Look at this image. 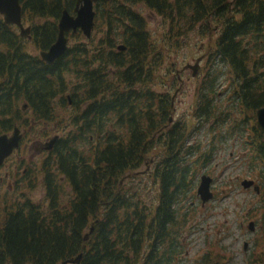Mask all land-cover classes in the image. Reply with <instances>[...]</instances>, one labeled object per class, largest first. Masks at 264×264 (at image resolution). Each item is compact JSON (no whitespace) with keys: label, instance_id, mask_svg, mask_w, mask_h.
I'll list each match as a JSON object with an SVG mask.
<instances>
[{"label":"trees","instance_id":"16d2710c","mask_svg":"<svg viewBox=\"0 0 264 264\" xmlns=\"http://www.w3.org/2000/svg\"><path fill=\"white\" fill-rule=\"evenodd\" d=\"M19 1L31 40L0 18V135L15 126L26 132L40 125L61 130L62 137L43 165L47 203L0 200V264H60L79 255V264H175L180 260L181 234L198 209L187 203L196 191L197 172L205 170L208 175L212 150L186 148L183 134L175 142L174 137H166L162 130L169 119L170 96L153 88L156 68L170 43L178 42L176 37L197 24L200 34L209 38L216 32L209 27L219 25L214 56L231 72L232 97L221 112L216 91L219 75L210 69L196 93L193 116L198 123H214L210 131H227L226 136L222 133L225 138L249 140L252 162L248 161L260 167L255 185L259 184L264 199V136L256 130L252 140L243 134L251 115L264 106V0L105 2L110 15L98 11L103 20L95 27L102 36L98 44L90 49L91 39L89 44L71 46L51 65L27 47L46 51L56 39L63 10L71 12L75 0ZM124 2L129 6L144 3L165 17L170 25L166 34L154 41L144 16L126 8ZM175 16L178 20H173ZM119 45L124 51H117ZM57 108L68 111L67 116L59 120ZM186 125L179 129L185 130ZM155 156L160 159L154 162L150 185L140 181L134 189H125L124 183L133 182L139 173L135 172ZM191 162L193 169L187 166ZM52 167L56 176L54 171L50 174ZM57 175L72 192L64 208L58 202L62 188ZM250 212L258 218L256 225L262 232L255 239L253 250L259 253L255 263L264 264V200L252 204ZM223 258L210 259L206 254L203 261L229 264Z\"/></svg>","mask_w":264,"mask_h":264},{"label":"rangeland","instance_id":"374dc122","mask_svg":"<svg viewBox=\"0 0 264 264\" xmlns=\"http://www.w3.org/2000/svg\"><path fill=\"white\" fill-rule=\"evenodd\" d=\"M133 11L135 14H141V16L145 17L147 23L146 29L154 41H159L161 36L166 34L167 27L170 25L165 17H161L140 5L136 6V9ZM209 28L212 30L214 25H211ZM200 31L201 26L197 24L191 31L186 30V33L176 37L174 41L178 42L170 43V48L165 53L164 59L159 62L156 68L158 74L155 90L157 92L168 93L171 96L172 94L174 95L177 87L180 89V94L176 96L173 104L175 110L173 117L175 119H190L192 117V113L197 106L196 93L202 87L203 83H205L206 73L212 68L211 65L214 66L216 74L220 75L222 80L216 87L221 98L220 111H223V105L231 101L230 98L232 96L226 94L227 90H230L227 86L231 83V79L229 78L231 72L228 67L224 66L212 56V52H215L214 40L217 38L218 32L210 34L207 30L206 33L211 35L209 38L207 34H203L202 36ZM202 31H205V29ZM97 33L96 30L92 33L91 39L94 40L93 45H96L97 41L102 38ZM74 38L69 43V47L81 43L89 44L90 42V40L85 41L83 37L81 38V35H77ZM27 48L30 53H34L31 45ZM158 50L159 52L162 51L161 49ZM199 56H203V60L200 62L199 76L197 78H191V70L182 71L183 67L187 64L193 65L195 59ZM176 70L182 71V73L180 75V81L177 80L174 82L175 78H177ZM173 83H177L174 90L169 88ZM56 112L59 120L62 117H66L68 113V111H62L61 108H57ZM232 117H236V115H232ZM194 124L195 122L188 121V125ZM58 134L62 135V132ZM53 136V133L45 132L43 126L40 125L34 126L31 133L27 134V137L22 142L25 149L21 153L13 155L8 160V164L5 165L6 170L0 174V177H3L5 172H13L16 168V163L21 157L23 158L25 163L18 170V173L16 175L10 173L9 178L0 183L1 202L9 203L18 199L23 201L27 198L34 204L45 205L47 203V193H45L44 185L41 181L42 173L38 169H40L41 163L47 159L48 155L45 150H40L41 144L37 143L48 142ZM224 136L216 134L215 132L211 133L210 142L213 143L214 141L219 147L222 146V151L210 164L211 176L215 180L211 184L214 199L207 203V207H203V209L200 208L201 203L196 200V197L187 203L188 205L192 203L191 206H197L198 209L195 211L194 217L189 220V225L186 226L181 234V239L184 241V249L179 254L180 260L175 264H206L203 261L206 254L210 255V259H214L216 256L220 258L224 257L223 261H227L229 264H247V260L249 264H257L255 263L256 260L254 257H257L259 253H256V250H253V248L255 246V239L262 237V232L259 229L257 230V225H255L256 229H254V232H250L247 229L249 221H258L257 217L250 215L252 212L249 213L252 203H256V200L253 199L252 189L244 190L240 182L243 179L254 180L256 178L255 174L260 167L252 168L250 166V161L252 162V160L244 154L248 153V149L243 148L242 145L235 141L237 136H234L233 139L230 137L227 140L222 138ZM234 144L236 146H233ZM202 145L205 146V144ZM197 156L195 155L192 158L195 159ZM154 162L156 163V161ZM155 163L148 167L144 164L141 169L135 172L139 173L133 182L129 183L127 181L124 183L125 189H134L140 181L149 186L151 179L150 173ZM24 169L29 171L36 169L34 174L38 179L28 185L24 182L25 180H22ZM16 177H19V181H15ZM65 184L61 181L62 192L58 202H61L62 208L67 206L68 198L72 195L71 189L67 188ZM31 185H33V188L27 189ZM151 191L155 192L154 189H151ZM149 198L150 195L146 197L147 200ZM245 242L248 243L246 249L243 246ZM210 262L212 263V261Z\"/></svg>","mask_w":264,"mask_h":264},{"label":"water","instance_id":"95a60500","mask_svg":"<svg viewBox=\"0 0 264 264\" xmlns=\"http://www.w3.org/2000/svg\"><path fill=\"white\" fill-rule=\"evenodd\" d=\"M94 2H96V0H79L78 6H80H77L74 9L75 16L69 15L66 11L62 13L61 18L58 21V35L55 42L47 51L40 52L39 54L42 61L47 64H52L55 60L66 53L68 49V38L65 35L70 32L71 35H74L79 29L83 35L89 38L93 29L94 13L92 5ZM0 15L4 24L17 27L20 30V35L22 37L28 36V29H24L21 23V8L19 0H0ZM123 48V46L118 47L119 50H123ZM200 60L201 58L197 59L194 66H188L192 70L193 77H195L198 72V63ZM256 116L257 126L261 133L264 134V108L259 109ZM20 139L21 134L17 127H14L10 135H0V166L11 154L13 149L18 147ZM53 141L54 140H52V142ZM45 149L48 150L49 147H46ZM210 182L211 180L208 177H202L197 189V195L200 197L202 205L210 201L213 197L209 190ZM241 185L244 189H247L250 188L252 182L244 181ZM255 190L258 191V188H255ZM253 226V223H249L248 230L252 231ZM80 259L81 255L73 260L63 261L60 264H78Z\"/></svg>","mask_w":264,"mask_h":264},{"label":"flooded vegetation","instance_id":"af4514ba","mask_svg":"<svg viewBox=\"0 0 264 264\" xmlns=\"http://www.w3.org/2000/svg\"><path fill=\"white\" fill-rule=\"evenodd\" d=\"M102 1V0H101ZM99 2V1H98ZM119 2H121V3H123L122 1H119ZM106 4V3H105ZM131 4V3H130ZM138 5H140V6H142V7H146V5L143 3V4H139V3H134V4H131V6H129L127 3H125L124 2V6L126 7V8H128V9H132V10H135L136 9V6H138ZM78 6V0H76L75 2H74V7L73 8H76ZM80 6V5H79ZM78 6V7H79ZM135 6V7H134ZM94 11L96 12L95 13V19H94V23H95V26L96 25H98L100 22H102L103 23V20H101V19H99V16H100V14H99V12L98 11H102L103 13H105V14H108V16L110 15V12H109V9L107 8V6H104V3H102V2H99V3H96V4H94ZM69 12V11H68ZM70 14L72 13V12H69ZM112 15V14H111ZM139 15V14H138ZM113 16V15H112ZM112 18V17H111ZM113 19H115V20H117V22L118 23H122L123 21H122V19H120V18H118V17H114ZM143 19H145V17L143 18ZM173 20H178V18L175 16V18L173 19ZM221 25V24H220ZM218 26L219 25H217V27H214V31H216V32H218ZM97 44H98V41H97ZM96 44V45H97ZM96 45H93V43H91V44H89L88 46L90 47V49H93ZM82 67V66H81ZM185 71V70H184ZM107 74H110V72L108 71V70H106L105 71ZM181 73H182V71H178V70H176V77H177V80L178 81H180V75H181ZM111 75V74H110ZM82 76V75H81ZM80 80V79H79ZM176 82V81H175ZM176 85H177V83H173L169 88L170 89H173L174 90V88H176ZM180 86V85H179ZM156 87H154L153 89H155ZM179 87H177L176 89H175V93H174V95L172 94L171 95V97H170V107H171V110L169 111V119H168V122L166 123V125H165V129L164 130H162L163 132H165V134H167V136L166 137H174V139H173V141L175 142L176 141V137L178 136V135H181V134H183L184 135V141H185V147L186 148H196V146H198L199 147V149L201 150V151H203V153H204V151L205 152H209L210 150H212V154H211V156L210 157H212L211 158V160H212V162L218 157L217 155L218 154H220V152L222 151V146L221 147H219L218 145H216L215 144V142L213 141V143L212 142H210L211 141V133H213L214 131L213 130H211L210 131V128L211 127H214V123H210V121H204V122H201V123H198V121L195 119L196 118V116H193L194 114H195V112H196V109H197V106L195 107V111L192 113V117L190 118V119H184V118H180V119H175L174 117H173V113L175 112V110H174V107H173V104H174V100H176V96H178L179 94H180V89H178ZM162 95L163 94H165V93H161ZM218 94H220L219 92H218ZM226 94H230V95H232V91L231 90H227V92H226ZM196 102H197V105H198V99L196 100ZM71 103H70V100H69V102H68V105H70ZM82 106V105H81ZM80 110H81V107H80ZM235 118V117H234ZM233 118V119H234ZM189 120H191L192 122H195V124L194 125H188V121ZM251 121H252V123H253V118H251L250 119ZM185 123V124H184ZM186 123H187V125H186ZM252 123H251V125H252ZM211 124V125H210ZM184 125H186L188 128H186L185 130H183L182 128L181 129H179L180 127H183ZM34 126L35 125H33V126H31L30 127V129L28 130V131H26V132H22V134H21V141H20V145H19V147H18V149L17 150H13V152H12V154L6 159V160H4V162L1 164V166H0V174L2 173V171H4V170H6V167H5V165H7L8 164V160H10L11 158H12V156L13 155H15V154H18V153H21L22 152V150L23 149H25L24 148V146L22 145V142L24 141V139L27 137V134L28 133H31V131H32V129L34 128ZM211 126V127H210ZM112 126H110V128H111ZM190 127V128H189ZM44 130H45V132H48V133H52V132H56L57 130H55V129H52L51 131H50V129H46V127L44 128ZM160 131V130H159ZM161 131V132H162ZM225 132H227V131H223V132H221V136H222V133H225ZM217 134V133H216ZM224 135H226V134H224ZM52 140H54L53 138L52 139H50L48 142H45V143H37V144H41V147H40V150L41 149H43V146L46 148V147H49V149H48V151L47 150H45V152H46V154L49 156H53V149H54V146H55V144L56 143H58L59 141H60V137H59V139H55L53 142H52ZM202 144H205V146H203ZM158 149H161V146L159 145V147H158ZM51 150V151H50ZM44 153V152H43ZM197 155H199V153H197L196 154V156ZM158 157H160V155H157ZM157 156H155V161L156 162H159V159L160 158H158ZM153 160V161H154ZM25 162H24V160H23V158L21 157L20 159H19V161L16 163V168H15V170L13 171V172H10V173H14L15 175L18 173V170L21 168V166L24 164ZM150 163V165L152 164V162L150 161L149 162ZM192 163V162H191ZM146 164V163H145ZM185 165H187L186 163H184ZM43 165H44V162L43 163H41V166H40V169H38L41 173H42V177H41V181L43 182L44 181V176H45V173H43L44 172V167H43ZM187 166H192V169H193V163L191 164V165H187ZM36 170V169H35ZM35 170H33V171H29V170H27V169H24L23 170V174L25 175L24 177H23V174H22V180H25L24 182H27V183H33L35 180H37L38 178H37V176L34 174V172H35ZM51 173L50 174H53V171L55 172V168L54 167H52L51 169ZM207 170H209L208 171V175L207 174H205L204 173V171H202V172H197L198 174H199V177H198V181H197V186H198V184H199V181H200V178L202 177V176H207V177H210L211 179H212V181L214 182L215 180H214V177H212L211 176V170H210V167H208L207 168ZM32 172V173H31ZM192 172V171H191ZM10 173H7V172H5L4 173V176L3 177H0V183H2L4 180H7L8 178H9V174ZM33 174V175H32ZM49 174V173H48ZM47 174V175H48ZM54 176H56V172H55V174H54ZM193 176V175H192ZM46 178V177H45ZM57 178L59 179V184L61 183V176H58L57 175ZM15 181H19V177H16L15 178ZM213 182H212V184H213ZM35 185V184H34ZM197 186H196V188H197ZM196 190V189H195ZM195 193V192H194ZM213 194H214V192H213ZM194 197H196V200H198L199 201V199H198V197H197V195H196V193H195V195L193 194V195H191L189 198L190 199H194Z\"/></svg>","mask_w":264,"mask_h":264}]
</instances>
